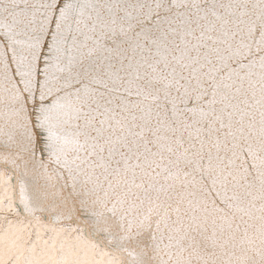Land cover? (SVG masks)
I'll return each instance as SVG.
<instances>
[{"label":"snow or ice","instance_id":"1","mask_svg":"<svg viewBox=\"0 0 264 264\" xmlns=\"http://www.w3.org/2000/svg\"><path fill=\"white\" fill-rule=\"evenodd\" d=\"M0 264H264V0H0Z\"/></svg>","mask_w":264,"mask_h":264}]
</instances>
